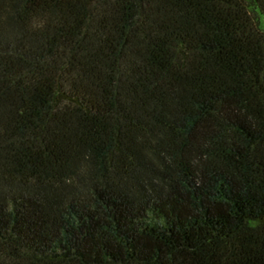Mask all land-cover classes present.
Masks as SVG:
<instances>
[{
	"label": "trees",
	"instance_id": "16d2710c",
	"mask_svg": "<svg viewBox=\"0 0 264 264\" xmlns=\"http://www.w3.org/2000/svg\"><path fill=\"white\" fill-rule=\"evenodd\" d=\"M0 264H264V0H0Z\"/></svg>",
	"mask_w": 264,
	"mask_h": 264
}]
</instances>
